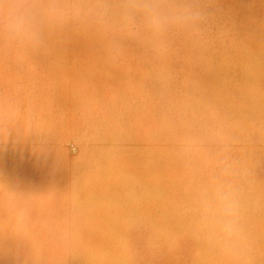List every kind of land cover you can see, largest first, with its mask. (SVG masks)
Listing matches in <instances>:
<instances>
[{
	"label": "rangeland",
	"instance_id": "obj_1",
	"mask_svg": "<svg viewBox=\"0 0 264 264\" xmlns=\"http://www.w3.org/2000/svg\"><path fill=\"white\" fill-rule=\"evenodd\" d=\"M19 2L0 264H264V0H167L159 28L141 0H26L23 31Z\"/></svg>",
	"mask_w": 264,
	"mask_h": 264
},
{
	"label": "clouds",
	"instance_id": "obj_2",
	"mask_svg": "<svg viewBox=\"0 0 264 264\" xmlns=\"http://www.w3.org/2000/svg\"><path fill=\"white\" fill-rule=\"evenodd\" d=\"M130 9L143 13L145 19L154 28H159L164 21L169 20L173 11L167 0H141L140 3L131 5ZM7 23L18 31H23L29 26L30 10L26 0H20L13 8ZM202 141V133L190 134L187 140L188 150L192 152L198 151ZM209 211H212V209H209Z\"/></svg>",
	"mask_w": 264,
	"mask_h": 264
}]
</instances>
